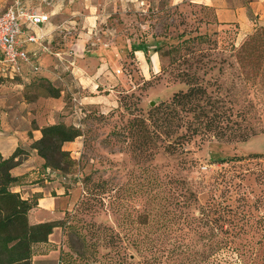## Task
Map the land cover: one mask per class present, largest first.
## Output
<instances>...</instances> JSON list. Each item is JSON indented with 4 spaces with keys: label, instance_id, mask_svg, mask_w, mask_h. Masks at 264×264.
<instances>
[{
    "label": "rangeland",
    "instance_id": "1",
    "mask_svg": "<svg viewBox=\"0 0 264 264\" xmlns=\"http://www.w3.org/2000/svg\"><path fill=\"white\" fill-rule=\"evenodd\" d=\"M42 2L55 9V5L47 0ZM78 2L82 6L80 20L92 10L99 24L85 44V56L80 63L82 68L94 73L97 68L95 59H107L108 55L106 57L101 52L103 44L117 47L122 54L112 62L118 65L111 70L115 77L111 85L98 82L94 95L100 101L96 103L86 101L85 98L93 94L89 88L85 92L83 86L74 80L75 69L80 70L75 61L66 62L61 57L63 52L70 55L78 52L77 47L64 46L60 36L48 45L45 56L49 62L43 64L44 74L26 85V89L29 87V92L36 96L62 98L65 118L73 115L69 125H75L81 133L75 139L77 148L68 151L73 164L60 179L65 189L62 197L68 201L67 206L50 216L41 215L34 209L29 214L32 224H40L37 222L41 219L42 223L54 222L56 225L48 242L35 246L33 264H60L61 256L67 253L76 258L72 246L81 249V237L90 243L93 225L112 227L120 233L130 229L142 230L139 222L145 215L151 217L158 210L164 202L166 189L173 191L176 188L178 198L182 199L184 184H188L199 201L205 203L216 191L222 176L238 177L242 173L241 168L222 161L264 153V135H260L239 143L196 140L187 146L191 152L188 155H171L160 150L153 160L140 162L132 152L130 140L124 139V133L119 132H124L136 115H146L154 104L186 89L176 74L187 66L172 64V46L186 39L206 36L204 41H192L186 45L188 49L183 47L180 53H190L191 50L214 52V62H209L208 66L214 65V73H217L219 68L237 65L230 50L241 47L251 35L240 39L233 28L218 32L214 27H202L199 10L187 2L175 7L170 0H95L94 7L91 0ZM66 5L75 6L69 0ZM69 15L73 20L72 14ZM53 20L54 27L64 23L59 16ZM155 55L159 65L154 63ZM262 90L264 95V87ZM235 181L242 184V191L252 199L260 192L249 176ZM57 195L55 191L54 196ZM232 203L238 205L236 198ZM257 213L264 214V209ZM106 253V249L101 248L100 254L95 253L92 258L98 261ZM92 260L83 264H91ZM100 261L96 264L106 262L105 258Z\"/></svg>",
    "mask_w": 264,
    "mask_h": 264
},
{
    "label": "trees",
    "instance_id": "2",
    "mask_svg": "<svg viewBox=\"0 0 264 264\" xmlns=\"http://www.w3.org/2000/svg\"><path fill=\"white\" fill-rule=\"evenodd\" d=\"M206 16L200 22L204 28L214 24L209 11ZM255 29L241 47L230 50L237 65L219 68L217 73L214 65L208 66L214 62V52L180 53L206 36L172 46V64L187 66L176 74L186 89L154 104L146 115H136L119 132L130 140L140 162L153 160L160 150L188 155L187 146L196 140L239 143L264 135V26ZM39 77L31 75L28 81ZM79 136L75 125L59 122L45 126L33 148L44 159L46 169L66 174L73 160L64 145ZM21 154L18 149L11 158L0 159V264H33L35 246L46 244L56 227L54 222H30L38 197L23 199L14 188L23 179L11 173L21 163ZM225 162L241 168L242 173L222 176L207 202L201 203L188 184H184L182 199L176 188L166 189L158 210L139 222L142 230L120 233L93 225L90 243L81 237V249L72 246L76 258L63 254L60 264H83L92 259L91 264H96L104 258L103 264H264V214L257 213L264 209V153L235 156ZM247 176L260 188L254 199L235 181ZM234 198L238 205L232 203ZM101 248L107 253L97 261L92 257Z\"/></svg>",
    "mask_w": 264,
    "mask_h": 264
},
{
    "label": "crops",
    "instance_id": "3",
    "mask_svg": "<svg viewBox=\"0 0 264 264\" xmlns=\"http://www.w3.org/2000/svg\"><path fill=\"white\" fill-rule=\"evenodd\" d=\"M12 1L0 0V11H6ZM42 1L44 0H27L26 5L38 13L47 14L50 21L45 25H41L40 28L30 26L24 21L23 30L38 36L39 43H21L24 49L31 55H35L34 62L42 68L38 76L41 77L44 74L43 64L49 62L48 57L45 56L49 43L54 42L55 38L60 36L64 46L77 47L78 52L71 55L63 52L61 57L66 62L75 61L78 65L80 72L76 71L77 68L75 69L76 76L74 80L77 81L79 86H83L85 92L89 88L91 94H93L90 97L87 96L86 101L99 102L97 95H94L99 87L98 82L105 81L104 83L111 85L112 78H115L111 70H114V66L118 65L112 62L117 57H121L120 49L115 48L113 45L105 46L103 44L101 52L102 54L105 53L106 57L108 55L107 59L103 57L95 59L97 68L94 73H89L88 69L84 70L80 63L83 62L82 58L85 56L83 52L85 44L93 37V29L99 25L95 20L97 18L96 14L90 10L83 16L84 20H80L82 6L78 0H69L71 4H75L73 7H68L66 0H47L50 4L55 5L54 10L43 5ZM170 2L174 7L183 5L186 2L191 3L196 10H199V14L204 20L208 18L206 12L209 11L214 22L210 27L219 30L233 28L238 31L237 36L240 39L250 36L257 26H264V0H170ZM94 3L95 0H91L90 4L93 7L95 6ZM202 8L206 9L203 10ZM70 13L73 20L69 18ZM56 16L61 17L64 23L54 27L53 19ZM108 59L111 61L108 62ZM99 60L103 61L99 62ZM158 60V56L155 55L154 63L157 65L160 64ZM35 74L30 66H26L23 74L17 78L20 79L17 82H10V80L4 82L0 78V159L11 158L15 151L22 150V161L12 169L11 173L23 180L14 188L22 195L23 199L37 196L39 205L34 210L42 213L41 215L50 216L68 204V201L62 197L65 195V189L60 183L62 173L46 169L44 159L39 157L37 150L33 148V144L41 139L42 130L45 126L58 124L59 122L69 125L72 123L74 116L65 118L62 98L56 100L40 97L31 94L29 87L26 89V85L29 83L28 78ZM77 146L78 141L66 143L64 150L73 151ZM55 191L58 193L57 196H54ZM42 222L41 219H38L37 223Z\"/></svg>",
    "mask_w": 264,
    "mask_h": 264
},
{
    "label": "built area",
    "instance_id": "4",
    "mask_svg": "<svg viewBox=\"0 0 264 264\" xmlns=\"http://www.w3.org/2000/svg\"><path fill=\"white\" fill-rule=\"evenodd\" d=\"M27 0H13L9 8L0 11V78L13 80L23 74L24 68L30 66L33 73L42 70L31 55L21 45L22 42L39 43V37L23 30V22L40 28L47 24L49 16L38 13L26 5Z\"/></svg>",
    "mask_w": 264,
    "mask_h": 264
}]
</instances>
